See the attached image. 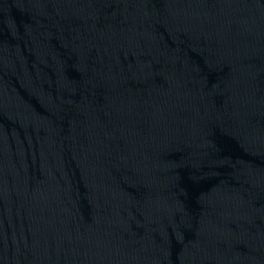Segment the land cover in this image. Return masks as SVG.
<instances>
[{
    "label": "water",
    "instance_id": "95a60500",
    "mask_svg": "<svg viewBox=\"0 0 264 264\" xmlns=\"http://www.w3.org/2000/svg\"><path fill=\"white\" fill-rule=\"evenodd\" d=\"M264 181V0H0V202Z\"/></svg>",
    "mask_w": 264,
    "mask_h": 264
}]
</instances>
